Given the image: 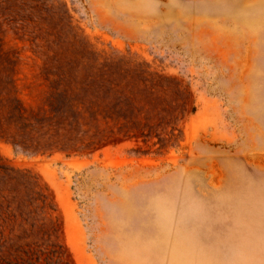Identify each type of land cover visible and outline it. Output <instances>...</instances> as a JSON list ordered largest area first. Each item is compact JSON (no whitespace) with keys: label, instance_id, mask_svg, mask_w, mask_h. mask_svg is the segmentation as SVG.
<instances>
[{"label":"rangeland","instance_id":"obj_1","mask_svg":"<svg viewBox=\"0 0 264 264\" xmlns=\"http://www.w3.org/2000/svg\"><path fill=\"white\" fill-rule=\"evenodd\" d=\"M92 49L189 94L175 149L0 153L52 190L77 264H264V0H62ZM23 61L18 86L34 68Z\"/></svg>","mask_w":264,"mask_h":264},{"label":"trees","instance_id":"obj_2","mask_svg":"<svg viewBox=\"0 0 264 264\" xmlns=\"http://www.w3.org/2000/svg\"><path fill=\"white\" fill-rule=\"evenodd\" d=\"M23 52L34 68L31 104L18 86ZM131 58L92 49L62 0H0V140L67 156L116 139L177 148L188 92ZM0 264H77L50 187L1 153Z\"/></svg>","mask_w":264,"mask_h":264}]
</instances>
